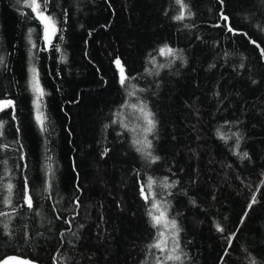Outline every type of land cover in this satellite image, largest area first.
I'll use <instances>...</instances> for the list:
<instances>
[{
	"label": "trees",
	"instance_id": "obj_1",
	"mask_svg": "<svg viewBox=\"0 0 264 264\" xmlns=\"http://www.w3.org/2000/svg\"><path fill=\"white\" fill-rule=\"evenodd\" d=\"M184 3L192 15L176 21L175 0H49L63 40L58 32L52 43L59 51L32 49L30 56L28 29L43 48L41 24L23 0H0V55L7 64L0 68V99L16 102L17 117L12 109L0 112L6 121L0 143L9 145L0 150L6 161L0 175L11 173L16 209L0 203L12 216L0 217L8 224L7 231L0 224V261L17 255L39 264H154L147 246L157 229L140 194V183L152 176L157 198L171 193L168 217L182 229L183 264H264V0ZM165 44L182 50L187 62L160 67L170 59L159 55ZM117 57L133 78L126 86ZM33 64L47 93L45 133L34 119ZM141 101L158 121L148 135L160 157L155 163L133 146L143 139L144 121L132 107ZM217 129L240 132L239 150L250 158L235 155V138L225 143ZM48 163L55 172L50 198ZM25 176L32 209L21 207ZM164 177L179 183L164 190ZM254 193L258 202L249 210Z\"/></svg>",
	"mask_w": 264,
	"mask_h": 264
},
{
	"label": "snow or ice",
	"instance_id": "obj_2",
	"mask_svg": "<svg viewBox=\"0 0 264 264\" xmlns=\"http://www.w3.org/2000/svg\"><path fill=\"white\" fill-rule=\"evenodd\" d=\"M221 3H223V0H220ZM23 3L29 7L34 13V19L38 20L39 23L42 26V42L44 44L43 48H38L37 44L32 41V33L35 31V29H28V40L31 44V48L29 49L30 56H35L36 53L32 52V49H37L38 51L48 50L52 47H55L59 51V45H53L52 41L53 38L56 37L57 33H61L60 39L63 40V29L57 27V21L54 19L53 15L48 14L47 5L49 3V0H43L41 3V0H23ZM175 3L180 5V11L179 14L174 16L173 19L176 21H183L185 19V13L187 12V15H192L190 11H188V6L184 3V0H175ZM221 18L225 21L228 20L227 16H224L223 13H221ZM65 19H67V15L65 14ZM219 26V25H217ZM259 27V26H258ZM227 30L230 32H233V34H236V30L232 29L231 25L229 24L227 26ZM246 35V33H245ZM252 43H256L255 41H252ZM258 46V45H257ZM259 47V46H258ZM182 50H177L172 48L171 46L165 44L164 46L160 47L158 49L159 55L170 58L168 60L167 65H160V67L168 66L170 67L172 63L175 62V60L180 59L184 63L187 61L183 58L182 55L179 54V52ZM262 55H264V49L260 50ZM61 60L65 61L67 60V57L65 55H61ZM155 58H153V61ZM114 64L116 68L119 70V83L121 86H126V84L133 79L132 77H129L125 66L123 65L122 61L119 57H117L114 60ZM241 67L244 65L241 64ZM0 68H7L6 60L4 55H0ZM30 78L28 81L29 89L33 94V100L32 103L34 105V119L37 123V126L39 127L41 133L48 132V116L46 114V103L44 101V97L47 95L45 89L42 87L40 83V76H39V70L37 67L33 64L29 68ZM255 83V81H253ZM135 93H133L134 95ZM218 95V93H217ZM133 108L138 109L144 124L142 127L143 132V139H134L133 140V146L136 147V151L142 153L149 163H155L160 160V157L157 155H153L151 149L153 147L152 141L148 139L149 134L155 133L157 129L158 121L155 118V113L152 112V110L148 107L146 102L141 101L139 104H133ZM7 109H12V119L16 120V102L10 98L0 99V112H5ZM6 121L0 120V137L4 134V125ZM230 123V122H225ZM127 127V125H125ZM17 131H19V126L17 125ZM135 131V129L133 130ZM217 136L220 137L222 140L227 143L228 140L235 138V145L233 152L235 155H237L241 160L243 159H249V153L248 152H240V143L243 137L241 136L240 132L232 133L231 136L226 135L225 133L221 132L219 129H217ZM9 147L8 144L0 143V150L7 149ZM23 147L22 145L20 146ZM108 152V149H105L104 154L106 155ZM24 155H21L20 159H24ZM49 161L51 160V157L47 158ZM0 163H5L0 162ZM46 175L48 179L46 180V187L45 192L49 194L52 191L53 187V181L55 178V172L53 169L52 163H48L46 166ZM5 176L9 177L8 182L4 183ZM11 173L5 170V173L0 175V193L6 192V195L0 196V203H2L5 206L11 207L12 211L15 212L16 209L13 206L12 196H13V190L15 188V185L11 182ZM179 181H172L169 182L168 177H164L163 180L159 182V186L164 189L168 190L171 188H174L176 184H178ZM264 183V181H262ZM157 185V180L154 179L152 176L147 177V182H141L140 183V194L143 200L145 201V204L147 206L146 215L149 218V221L151 223V226L155 229H157L156 237L154 239V242L149 244L147 246L148 253L151 256H154V264H169V262H172V264H183L184 260L187 257V254L183 251L181 248L180 243V232L182 229L179 227L178 222L174 218L168 217V210L170 208V203L166 199L167 195H171L170 192H166L164 194L160 195V198H157V193L154 190V186ZM256 191H259V188L256 189ZM23 199L24 204L21 205L23 207L24 205L27 206V208L32 209L34 206L33 202V195L31 193V190L28 186V179L27 176L24 177V192H23ZM257 197L255 193L251 196V200L249 204L247 205V208L250 210L252 209L253 205L257 203ZM75 207L79 208L80 202L79 198L77 197L75 200ZM193 204H195V201H192ZM78 214V213H77ZM247 211L245 212V217L247 216ZM0 217H6L9 221L11 220L12 216L11 213L6 211H0ZM72 219H68L66 223L69 225L72 224ZM243 222V220L241 221ZM0 224H2L3 228L7 231L8 230V224L4 223L2 220H0ZM80 228L83 227V225H79ZM216 230L219 232H223L224 229L221 227L220 224L216 225ZM70 234L74 237H77L76 232H72L71 228L68 229ZM8 235L11 236V232H8ZM61 236H64V233H61ZM235 236V233L232 234V237ZM229 238V247L231 246V239ZM152 249H156L159 251L160 255H155V253L152 252ZM227 250L225 251V255H227ZM63 259V257H61ZM17 260V257H7L6 259L0 261V264H9V261H15ZM223 262V257L221 258ZM21 264H34V262L31 261H21ZM142 264H147V260L142 262ZM250 264H255V261H251Z\"/></svg>",
	"mask_w": 264,
	"mask_h": 264
},
{
	"label": "water",
	"instance_id": "obj_3",
	"mask_svg": "<svg viewBox=\"0 0 264 264\" xmlns=\"http://www.w3.org/2000/svg\"><path fill=\"white\" fill-rule=\"evenodd\" d=\"M17 257V260H15V261H9V264H21V261H31L30 259H28V258H24V257H21V256H17V255H10V256H7V257ZM6 257V258H7ZM6 258H4V259H6ZM4 259H2V260H4ZM1 260V261H2ZM31 262H33V261H31ZM34 264H39V263H37V262H34Z\"/></svg>",
	"mask_w": 264,
	"mask_h": 264
}]
</instances>
